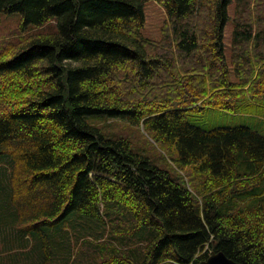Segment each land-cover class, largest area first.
Segmentation results:
<instances>
[{
  "label": "trees",
  "instance_id": "1",
  "mask_svg": "<svg viewBox=\"0 0 264 264\" xmlns=\"http://www.w3.org/2000/svg\"><path fill=\"white\" fill-rule=\"evenodd\" d=\"M147 1L0 0L58 20L0 41V264H264V134L189 118L264 124V0H156L159 41Z\"/></svg>",
  "mask_w": 264,
  "mask_h": 264
},
{
  "label": "rangeland",
  "instance_id": "2",
  "mask_svg": "<svg viewBox=\"0 0 264 264\" xmlns=\"http://www.w3.org/2000/svg\"><path fill=\"white\" fill-rule=\"evenodd\" d=\"M235 0L230 3L229 10L233 15V10L235 7ZM145 25L143 26V34L145 37L152 39L154 41H159L163 37V27L168 19L166 9L156 0H149L145 5ZM22 14L20 12H10L4 13L0 12V41L2 40H11L18 41L21 34L28 33L37 29L46 30V31H55L58 29V20L55 19L51 23L45 25H35L33 23H28L22 26ZM231 21L227 24L225 30V43H226V52L228 55V61L233 69L231 61ZM108 117L106 115L99 116L96 122L101 125ZM189 118L205 128H214L216 126H236V125H249L264 134V124L260 123L261 118L256 116H249L245 114H236L229 111H223L220 109H205L199 112L198 117L192 116L190 114ZM113 126L115 130L119 132H126L128 135H132L134 139L145 138L149 141L150 132L144 130L142 126H132L125 123L124 121H114ZM133 129V130H132ZM149 133V134H148ZM153 137V136H152ZM150 142V141H149ZM145 145L150 146L147 143ZM158 150H162L160 145L156 142ZM154 153V152H152ZM156 154V152L154 153ZM155 156V155H153Z\"/></svg>",
  "mask_w": 264,
  "mask_h": 264
},
{
  "label": "water",
  "instance_id": "3",
  "mask_svg": "<svg viewBox=\"0 0 264 264\" xmlns=\"http://www.w3.org/2000/svg\"><path fill=\"white\" fill-rule=\"evenodd\" d=\"M201 264H241L240 262L230 258L222 250H214Z\"/></svg>",
  "mask_w": 264,
  "mask_h": 264
},
{
  "label": "bare ground",
  "instance_id": "4",
  "mask_svg": "<svg viewBox=\"0 0 264 264\" xmlns=\"http://www.w3.org/2000/svg\"><path fill=\"white\" fill-rule=\"evenodd\" d=\"M42 26V25H41Z\"/></svg>",
  "mask_w": 264,
  "mask_h": 264
}]
</instances>
